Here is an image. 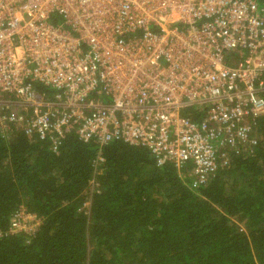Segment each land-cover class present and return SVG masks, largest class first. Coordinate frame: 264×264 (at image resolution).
I'll list each match as a JSON object with an SVG mask.
<instances>
[{
    "label": "built area",
    "instance_id": "obj_1",
    "mask_svg": "<svg viewBox=\"0 0 264 264\" xmlns=\"http://www.w3.org/2000/svg\"><path fill=\"white\" fill-rule=\"evenodd\" d=\"M262 115L257 0H0L3 134L55 150L71 127L82 141L145 147L157 166L190 164L202 180L257 146ZM39 223L21 207L8 231L30 236Z\"/></svg>",
    "mask_w": 264,
    "mask_h": 264
},
{
    "label": "trees",
    "instance_id": "obj_2",
    "mask_svg": "<svg viewBox=\"0 0 264 264\" xmlns=\"http://www.w3.org/2000/svg\"><path fill=\"white\" fill-rule=\"evenodd\" d=\"M253 122L257 146L202 180L190 164L157 166L145 147L82 141L71 127L55 150L0 130V264H264V115ZM21 207L40 218L30 236L8 231Z\"/></svg>",
    "mask_w": 264,
    "mask_h": 264
},
{
    "label": "rangeland",
    "instance_id": "obj_3",
    "mask_svg": "<svg viewBox=\"0 0 264 264\" xmlns=\"http://www.w3.org/2000/svg\"><path fill=\"white\" fill-rule=\"evenodd\" d=\"M92 183H93V182H91V184H90L89 191L94 190V186H93Z\"/></svg>",
    "mask_w": 264,
    "mask_h": 264
}]
</instances>
